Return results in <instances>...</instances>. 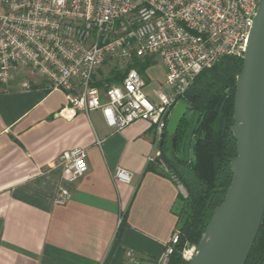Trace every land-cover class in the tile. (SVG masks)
<instances>
[{
	"label": "crops",
	"instance_id": "0c3cea01",
	"mask_svg": "<svg viewBox=\"0 0 264 264\" xmlns=\"http://www.w3.org/2000/svg\"><path fill=\"white\" fill-rule=\"evenodd\" d=\"M145 58L143 90L154 99L165 70L161 63L153 79L159 59ZM18 77L7 90L0 85V264H131L126 249L138 264H155L182 191L172 176L147 169L153 126L137 119L117 129L101 109L74 108L41 77L30 76L28 90ZM75 147L86 151L88 169L67 182L59 156ZM117 169L130 181L114 178ZM61 184L71 192L65 204L55 202Z\"/></svg>",
	"mask_w": 264,
	"mask_h": 264
},
{
	"label": "built area",
	"instance_id": "2783aa9c",
	"mask_svg": "<svg viewBox=\"0 0 264 264\" xmlns=\"http://www.w3.org/2000/svg\"><path fill=\"white\" fill-rule=\"evenodd\" d=\"M259 0H0V85L18 75L41 77L51 89L63 91L74 108L101 109L117 129L143 119L154 128V149L148 162L164 166L156 144L169 115L195 77L222 57H242ZM155 56L165 77L155 98L143 90L145 80L134 68L118 82L92 85L104 63L127 66L133 58ZM67 182L88 169L86 151L75 147L59 156ZM114 178L128 182L131 174L117 169ZM174 179V178H173ZM180 187V185H179ZM181 188V187H180ZM71 192L61 184L55 196L65 204ZM178 241L172 233L155 264H166ZM195 246L182 250L188 261ZM125 258L139 259L132 249Z\"/></svg>",
	"mask_w": 264,
	"mask_h": 264
},
{
	"label": "trees",
	"instance_id": "16d2710c",
	"mask_svg": "<svg viewBox=\"0 0 264 264\" xmlns=\"http://www.w3.org/2000/svg\"><path fill=\"white\" fill-rule=\"evenodd\" d=\"M151 63L149 58H133L132 63L122 69L112 67L101 79L95 80L93 75L92 85L101 87L103 83L118 82L130 68L136 69L143 76ZM241 66L242 57L226 55L212 67L203 69L184 93L183 100L192 106L191 117L186 115L179 123L174 136L173 153L168 154L165 143L160 144L158 141L156 144L167 170L178 178L187 193L182 198L184 205L179 239L166 264H187L182 257L185 243L189 241L197 245L230 183L232 171L229 161L236 153V142L230 126L234 123L235 77ZM195 111L199 112V119L192 136L189 159L186 161L183 144ZM152 140L155 142L154 135ZM147 169L171 176L155 161L148 162ZM180 197L181 194L177 200ZM180 216L177 215V223ZM123 222L124 217L121 224ZM246 264H264V215Z\"/></svg>",
	"mask_w": 264,
	"mask_h": 264
},
{
	"label": "water",
	"instance_id": "95a60500",
	"mask_svg": "<svg viewBox=\"0 0 264 264\" xmlns=\"http://www.w3.org/2000/svg\"><path fill=\"white\" fill-rule=\"evenodd\" d=\"M192 106L180 100L173 107L159 143L173 153L175 134ZM195 111L187 129L183 155L198 123ZM230 130L236 153L230 158L232 177L222 202L214 209L187 264H246L264 215V0H259L242 66L235 77Z\"/></svg>",
	"mask_w": 264,
	"mask_h": 264
},
{
	"label": "rangeland",
	"instance_id": "374dc122",
	"mask_svg": "<svg viewBox=\"0 0 264 264\" xmlns=\"http://www.w3.org/2000/svg\"><path fill=\"white\" fill-rule=\"evenodd\" d=\"M114 66H117L119 69L124 68L123 66H119L117 64H113L112 61L106 62V63L102 64L98 68V70L95 72V74H94L95 75V78H96L95 80L101 79L104 76H106L107 73H109V70L112 67H114ZM161 70H162L161 62H160V60H157V63L150 68L149 72L152 74V76H154L153 79H155V78L161 76ZM18 76L19 77L17 79H20L21 78L20 75H18ZM154 85H155V80H152L151 84L148 86V89L149 88H153ZM187 116L190 118L191 117V113L188 112L187 113ZM161 168H163L166 172H168L174 178V180L176 181V183L178 185H180V187H181V191H182L181 192V197H180V199L177 200V206H176V213H177V215L179 214L181 216H180V220L177 223L176 228H175V233L178 235V239H179V235H180V232H181V226H182V222H181L182 221L181 219H182V216H183L182 210H183V205H184L182 198H185L187 193H186V190L183 187V185L179 182L178 178L174 174H171L170 171L167 170V168H166L165 165L162 166ZM192 246H195V245L192 244V243H190L189 241H187L185 243V246H184L183 249H185V248L188 249V248H191Z\"/></svg>",
	"mask_w": 264,
	"mask_h": 264
}]
</instances>
